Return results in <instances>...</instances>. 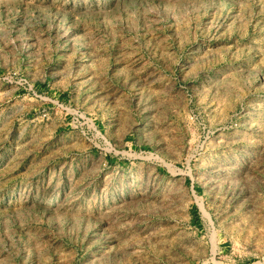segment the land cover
Returning <instances> with one entry per match:
<instances>
[{"label":"rangeland","instance_id":"obj_1","mask_svg":"<svg viewBox=\"0 0 264 264\" xmlns=\"http://www.w3.org/2000/svg\"><path fill=\"white\" fill-rule=\"evenodd\" d=\"M0 264H264V0H0Z\"/></svg>","mask_w":264,"mask_h":264}]
</instances>
